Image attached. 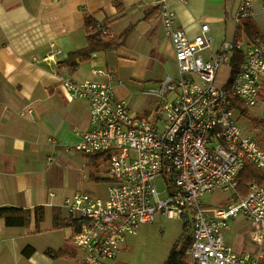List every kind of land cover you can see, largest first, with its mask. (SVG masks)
I'll list each match as a JSON object with an SVG mask.
<instances>
[{
  "label": "built area",
  "instance_id": "obj_1",
  "mask_svg": "<svg viewBox=\"0 0 264 264\" xmlns=\"http://www.w3.org/2000/svg\"><path fill=\"white\" fill-rule=\"evenodd\" d=\"M150 4L157 7L179 71L160 90L148 92L165 98L155 112L134 115L115 94V85L122 82L114 71L92 68L97 79L60 80L71 99L84 100L90 108L91 128L75 129L80 142L74 150L109 154L107 197L76 192L64 200L72 244L83 255L81 264H111L127 237L137 236L161 212L168 219L183 221L186 216L190 221L187 264H264V184H252L242 196L238 183L247 160L264 177V149L240 127V111L230 102L236 97L251 108L261 101L264 38H238L214 52L209 24L190 40L175 26L169 0ZM253 5L254 0L240 1L237 24L253 16ZM97 28L103 37H117L104 24ZM207 52L212 53L209 58ZM235 52L244 54L242 68L231 84L219 85L220 71H232ZM57 55L52 51L45 61H55ZM218 190L229 196L228 203L213 207L210 196ZM239 217L250 225V248L237 252L225 244V236Z\"/></svg>",
  "mask_w": 264,
  "mask_h": 264
},
{
  "label": "crops",
  "instance_id": "obj_2",
  "mask_svg": "<svg viewBox=\"0 0 264 264\" xmlns=\"http://www.w3.org/2000/svg\"><path fill=\"white\" fill-rule=\"evenodd\" d=\"M240 1L169 0L168 5L175 13V26L190 40L200 34L204 23L209 24L213 51L220 52L223 43L234 41L237 35L235 13ZM151 2L0 0V208L45 209L39 233H35V222L29 227H8L0 219V264H81L83 255L71 241L73 230H55L53 215L60 211L67 220L63 203L74 193L62 181L61 166L65 155L80 142L75 129L91 128L90 108L84 100L71 99L60 80L81 83L97 79L92 68L111 70L122 82L115 85L117 98L128 102L133 94L130 84L149 88L146 92L160 90L148 79L153 62L165 69L167 78H177L172 42ZM262 4L263 0H254L251 17L260 31ZM86 16L106 25L117 37L126 35V40L115 51L94 54L89 61L69 67L64 64L69 54L88 46ZM52 51L58 52L56 60L45 61ZM211 55L207 52L206 58ZM219 75L221 79L227 76V83L231 69L223 68ZM164 100L159 97L138 114L155 112ZM123 246L111 264L124 262ZM29 248L33 253L25 255ZM47 249L65 250L67 255L53 259L45 253Z\"/></svg>",
  "mask_w": 264,
  "mask_h": 264
},
{
  "label": "rangeland",
  "instance_id": "obj_3",
  "mask_svg": "<svg viewBox=\"0 0 264 264\" xmlns=\"http://www.w3.org/2000/svg\"><path fill=\"white\" fill-rule=\"evenodd\" d=\"M264 16V14H262ZM261 26V35L264 36V18ZM259 18L258 21H262ZM246 38V35L243 34ZM232 57V56H231ZM226 68V67H224ZM174 72H178L174 69ZM221 72V71H220ZM220 74V73H219ZM167 78L165 69L160 64L153 62L149 78L154 80V88L161 89L164 85L161 80ZM165 78V79H166ZM222 80V81H221ZM227 76L223 79L218 76V84L222 85L226 82ZM162 83V84H160ZM132 89V96L128 100L131 111L134 115H139L142 109L154 105L159 99L158 96L149 94L147 89L129 85ZM150 92V91H149ZM248 116L243 117L241 112L238 115V124L245 133L251 134L261 144L264 139V131L255 127L256 120H264V101H260L257 106L251 107ZM263 147V146H261ZM264 148V147H263ZM74 150V149H73ZM62 181L70 192H84L94 198H106L107 187L106 182H94L89 180L90 175L100 178H108L109 162L102 161L97 163L93 157H88L79 151L66 154L62 163ZM228 195L222 190L216 191L210 196L213 207L225 206L228 202ZM62 202V201H61ZM231 232L225 236V244L233 247L237 252L250 248V225L245 222L242 217L230 223ZM183 221L179 219H168L161 212L157 214L155 222L141 226L137 236H128L124 244V262L119 264H166L171 250L175 245L181 250L185 243L192 237V228L189 225L186 232L182 235ZM66 233H70L68 230Z\"/></svg>",
  "mask_w": 264,
  "mask_h": 264
},
{
  "label": "trees",
  "instance_id": "obj_4",
  "mask_svg": "<svg viewBox=\"0 0 264 264\" xmlns=\"http://www.w3.org/2000/svg\"><path fill=\"white\" fill-rule=\"evenodd\" d=\"M97 22L93 17L86 16L85 25L88 33V46L82 50H78L76 52L70 53L68 58L64 61L69 67H76L79 63L89 61L94 54H105L112 51H115L122 47L126 40V35L121 37H116L113 39H109L107 37H103L102 32L97 28ZM242 24V25H241ZM237 30V35L235 39L243 37V34L246 35V39L248 41H252L257 37L264 38L261 35V32L257 26V24L251 19H245L241 22ZM106 26V25H105ZM244 63V54L243 52H235L233 54L232 60V71L229 80V84L233 81L236 75L240 72L242 65ZM229 86V85H228ZM231 107L237 109L241 112L243 117H246L250 113V109L238 98L233 97L230 99ZM255 127L257 129H261L264 131V120H256ZM264 139V137H263ZM261 146L264 147V144L257 139L256 140ZM264 142V140L262 141ZM262 147V148H263ZM264 149V148H263ZM88 157H93L97 163L102 161H108L109 154L108 153H100L95 155H86ZM90 181L94 182H109V178H100L95 175L89 176ZM239 191L242 196H246L249 192V187L252 184H264V177L260 170L256 168L250 161H246L245 168L241 172L239 179ZM0 219H4L8 227H29L31 222H35L36 230L35 233H39L40 225L45 221V209L44 207H35L33 209H22V208H0ZM188 222L186 225H183V231L186 232L188 227ZM53 228L55 230L72 229V225L63 218L60 214V211H55L53 215ZM191 243V239H189L185 246L179 250L175 245L171 250L169 258L166 264H187V259L185 257V250ZM31 249V251H30ZM33 248L25 249L24 254L30 255L33 253ZM45 253L53 259L63 258L67 255L65 250H54L47 249Z\"/></svg>",
  "mask_w": 264,
  "mask_h": 264
},
{
  "label": "water",
  "instance_id": "obj_5",
  "mask_svg": "<svg viewBox=\"0 0 264 264\" xmlns=\"http://www.w3.org/2000/svg\"><path fill=\"white\" fill-rule=\"evenodd\" d=\"M186 223H187V217H186V216H184V219H183V225L185 226V225H186Z\"/></svg>",
  "mask_w": 264,
  "mask_h": 264
}]
</instances>
